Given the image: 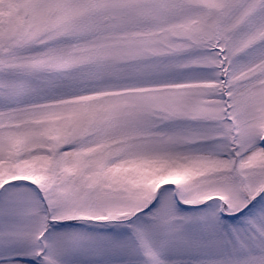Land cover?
I'll use <instances>...</instances> for the list:
<instances>
[{
	"label": "snow or ice",
	"instance_id": "1",
	"mask_svg": "<svg viewBox=\"0 0 264 264\" xmlns=\"http://www.w3.org/2000/svg\"><path fill=\"white\" fill-rule=\"evenodd\" d=\"M0 264H264V0H0Z\"/></svg>",
	"mask_w": 264,
	"mask_h": 264
}]
</instances>
